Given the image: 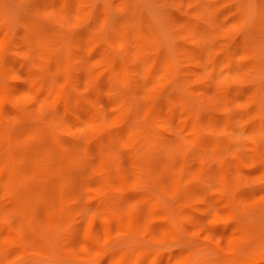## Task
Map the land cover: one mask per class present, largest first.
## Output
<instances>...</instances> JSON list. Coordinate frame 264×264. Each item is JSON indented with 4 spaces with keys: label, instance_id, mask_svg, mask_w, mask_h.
Returning <instances> with one entry per match:
<instances>
[{
    "label": "rangeland",
    "instance_id": "1",
    "mask_svg": "<svg viewBox=\"0 0 264 264\" xmlns=\"http://www.w3.org/2000/svg\"><path fill=\"white\" fill-rule=\"evenodd\" d=\"M242 261L264 0H0V264Z\"/></svg>",
    "mask_w": 264,
    "mask_h": 264
},
{
    "label": "bare ground",
    "instance_id": "2",
    "mask_svg": "<svg viewBox=\"0 0 264 264\" xmlns=\"http://www.w3.org/2000/svg\"><path fill=\"white\" fill-rule=\"evenodd\" d=\"M240 262H241V261H240ZM242 263H244V264H249V262H248V261H247V262H243V261H242Z\"/></svg>",
    "mask_w": 264,
    "mask_h": 264
}]
</instances>
